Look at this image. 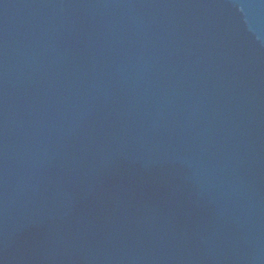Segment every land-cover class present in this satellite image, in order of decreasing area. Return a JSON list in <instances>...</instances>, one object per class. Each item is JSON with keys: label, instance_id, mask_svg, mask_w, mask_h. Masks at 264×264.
Segmentation results:
<instances>
[{"label": "water", "instance_id": "1", "mask_svg": "<svg viewBox=\"0 0 264 264\" xmlns=\"http://www.w3.org/2000/svg\"><path fill=\"white\" fill-rule=\"evenodd\" d=\"M0 264H264V0H0Z\"/></svg>", "mask_w": 264, "mask_h": 264}]
</instances>
